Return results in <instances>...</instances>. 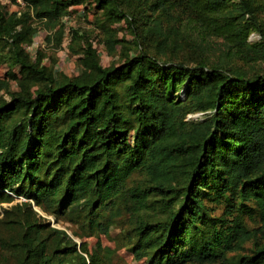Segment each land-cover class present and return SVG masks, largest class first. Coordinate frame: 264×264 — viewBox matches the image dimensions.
Masks as SVG:
<instances>
[{
  "label": "trees",
  "instance_id": "obj_1",
  "mask_svg": "<svg viewBox=\"0 0 264 264\" xmlns=\"http://www.w3.org/2000/svg\"><path fill=\"white\" fill-rule=\"evenodd\" d=\"M254 2L25 0L19 14L0 3V58L18 69L16 90L0 79L9 96H0V202L22 195L29 208L0 240L18 264L103 263L85 242L31 220L30 203L72 215L88 234L127 213L122 237L150 264H264V30ZM90 4L107 50L118 40L111 26L124 21L136 52L103 65L74 35V76L24 53L35 22L60 43L63 17ZM246 240L248 252L228 261Z\"/></svg>",
  "mask_w": 264,
  "mask_h": 264
},
{
  "label": "rangeland",
  "instance_id": "obj_2",
  "mask_svg": "<svg viewBox=\"0 0 264 264\" xmlns=\"http://www.w3.org/2000/svg\"><path fill=\"white\" fill-rule=\"evenodd\" d=\"M254 4L262 5L261 10H256L257 20L260 22L261 28L264 30V0H254ZM0 3L5 4L7 12L16 11L19 14L22 8L18 7L12 0H0ZM85 9H84V8ZM63 25V34L61 42L52 37L46 40V35L51 34L55 29L45 30L40 22H35L38 26L37 32L34 33L31 40L24 43V53L28 57H35L39 51L41 63L49 66L55 71H60L67 76H74L80 73L79 65V40H74V35H79L82 40H87L92 43L93 48L97 51L103 65L110 63L119 64L121 61V53L127 52L133 54L136 52V44L133 37L127 28L124 21H120L111 26L116 32L118 39L112 51L107 50L104 39L105 33L101 28V11L88 6H76L72 12L61 20ZM76 31V33H74ZM260 33L257 30H252L248 34V41L255 43L259 41ZM186 56V55H185ZM188 60V59H187ZM13 76H18L17 67L10 68L8 63L0 58V79H4L9 84L10 90H16L17 85ZM180 96H183V91L180 90ZM0 96L8 98V94L0 89ZM201 112L190 113L186 115L187 119H196L201 116ZM134 178L137 176L134 175ZM132 178L127 180V184L131 183ZM27 201L22 195L13 196L9 201L0 202V239L6 240L16 235L18 231L17 220L21 219L22 215L29 211L22 203ZM32 210L36 215H31V220L36 223H48L51 228L64 230L78 244L80 241L85 242L89 252L96 253L101 256L102 264H150L144 257L135 258L125 239L122 237L126 229H128L127 213H121V216L115 221L106 233L90 232L86 233L85 229L80 226V223L72 222V215H53L44 211L41 207L30 203ZM225 205H217L214 207L213 215L218 216L224 211ZM39 217V218H38ZM243 223L249 230H255L258 226V219L255 211L251 208H246V211L241 215ZM75 219V218H74ZM246 240L240 247H237L232 252L227 254L228 261L240 255L246 254L251 247V242ZM15 252L10 248L4 247V243L0 240V264H18ZM207 264V263H204ZM219 264V263H208Z\"/></svg>",
  "mask_w": 264,
  "mask_h": 264
},
{
  "label": "built area",
  "instance_id": "obj_3",
  "mask_svg": "<svg viewBox=\"0 0 264 264\" xmlns=\"http://www.w3.org/2000/svg\"><path fill=\"white\" fill-rule=\"evenodd\" d=\"M18 7H21L24 4L25 0H12Z\"/></svg>",
  "mask_w": 264,
  "mask_h": 264
}]
</instances>
